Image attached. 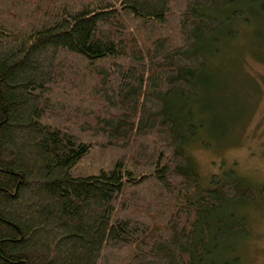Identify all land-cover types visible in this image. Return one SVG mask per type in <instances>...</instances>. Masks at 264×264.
I'll return each mask as SVG.
<instances>
[{
    "label": "trees",
    "instance_id": "1",
    "mask_svg": "<svg viewBox=\"0 0 264 264\" xmlns=\"http://www.w3.org/2000/svg\"><path fill=\"white\" fill-rule=\"evenodd\" d=\"M263 14L0 0V264H241L264 182L205 176L189 147L209 59Z\"/></svg>",
    "mask_w": 264,
    "mask_h": 264
},
{
    "label": "rangeland",
    "instance_id": "2",
    "mask_svg": "<svg viewBox=\"0 0 264 264\" xmlns=\"http://www.w3.org/2000/svg\"><path fill=\"white\" fill-rule=\"evenodd\" d=\"M236 29L239 38L223 40L224 53L209 59L206 91L197 104L207 130L189 149L203 175L233 165L259 184L264 182V14L250 28L237 23ZM248 212L252 232L238 241L241 264H264V208Z\"/></svg>",
    "mask_w": 264,
    "mask_h": 264
}]
</instances>
